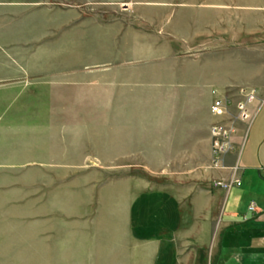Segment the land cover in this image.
I'll return each instance as SVG.
<instances>
[{
	"label": "rangeland",
	"instance_id": "obj_1",
	"mask_svg": "<svg viewBox=\"0 0 264 264\" xmlns=\"http://www.w3.org/2000/svg\"><path fill=\"white\" fill-rule=\"evenodd\" d=\"M2 1L0 12L5 11L12 27L29 21L35 10L41 13V30L48 27L47 39L26 43V56L36 62L50 61L52 68L56 62L57 73L50 78L46 68L39 83L42 89L27 92V109L30 105L35 110L23 114L25 161L10 162L14 157L5 154V168L0 165V264H65L64 252L59 250L62 241L86 239L110 224L115 209L113 185L124 175L142 181V188H165L184 200L193 191L226 180L211 177V136L210 157L202 143L197 161L138 159L141 156L134 153L139 148L124 145L114 134L112 67L125 59L149 58H168L171 63L175 59L181 66L208 57L214 47L219 50L230 44L233 55L243 59L245 66L247 61L252 63L253 70L257 55L262 58L260 80L252 88L258 89L256 101L264 88V0ZM13 39L7 52L21 56V45ZM75 64L87 69V80L67 76L65 67ZM230 90V111L236 112L232 103L242 95L240 90ZM118 100L122 104L124 99ZM214 117L209 127L217 120L230 123L233 141L244 133L246 119L227 114ZM12 119L21 121L22 115ZM34 125H40L41 139ZM13 137L11 141L21 144ZM35 140L41 144L42 161L37 160ZM11 141L5 140V145ZM169 148L173 155L164 157L175 156L178 147ZM91 224L97 226L93 231Z\"/></svg>",
	"mask_w": 264,
	"mask_h": 264
},
{
	"label": "crops",
	"instance_id": "obj_2",
	"mask_svg": "<svg viewBox=\"0 0 264 264\" xmlns=\"http://www.w3.org/2000/svg\"><path fill=\"white\" fill-rule=\"evenodd\" d=\"M39 14L35 10L29 21L12 27L5 11L0 12L2 168H5V154L14 157L10 162L25 161L23 114L35 110L30 105L27 109V92L42 89L39 83L45 77L46 68L50 78L57 73L56 62L52 68L50 61L36 62L26 56V43H40L48 36V27L41 30L42 15ZM14 35L16 39L12 38ZM12 39L14 44L21 45V56L8 54L7 44ZM233 54L232 45L225 44L219 50L210 49L208 57L194 58L181 66L168 58L136 62L125 59L114 63L116 137L124 145L138 147L134 155L139 154L138 159L142 161H197L202 143L207 146L210 157L209 124L215 118L210 110L213 97L229 98L230 89L239 92L241 87L254 88L262 73L259 55L253 70L249 66L252 63L247 61L245 66L243 59L239 61ZM65 70L71 80L73 74L80 81L87 80L88 71L83 64L71 65ZM30 95L38 97L36 93ZM121 97L122 104L118 100ZM252 104V115L242 136L234 138V147L223 153L220 166L209 165L214 179L230 178L233 165H237L239 185L229 188L211 185L193 191L184 200L165 188H146L144 184L142 188V181L134 176L119 177L113 185L115 209L110 213V224L103 225L86 239L62 241L59 250L64 252L65 264H264V88ZM16 114L22 115L21 121L12 119ZM33 128L34 132L38 131L37 139H41L40 125ZM13 136L21 144L11 141ZM5 140L11 143L5 145ZM34 146L40 152L37 160L42 161L41 144ZM169 146L178 147L174 149V157H164L173 155L169 153L172 151ZM152 147L164 148L159 151ZM251 203L254 209L249 208ZM88 227L92 231L97 228L93 224Z\"/></svg>",
	"mask_w": 264,
	"mask_h": 264
},
{
	"label": "built area",
	"instance_id": "obj_3",
	"mask_svg": "<svg viewBox=\"0 0 264 264\" xmlns=\"http://www.w3.org/2000/svg\"><path fill=\"white\" fill-rule=\"evenodd\" d=\"M215 93V91H212ZM241 98L234 102L236 112L230 111L229 98L224 96L215 95L212 99L210 110L214 115L227 114L232 116L235 120L237 119H246L247 121L251 118L252 110L251 104L255 98V91L252 88H240ZM210 136H211V157L213 165H220L222 163V155L227 150H230L234 147V141L231 136L232 125L222 120H217L213 122L210 127ZM238 169L237 165H233V172L230 178L222 181H215L214 185H219L224 188H229L231 185H239L241 180L240 177L236 174ZM264 176V169H263ZM250 209H254L253 203L249 205Z\"/></svg>",
	"mask_w": 264,
	"mask_h": 264
}]
</instances>
